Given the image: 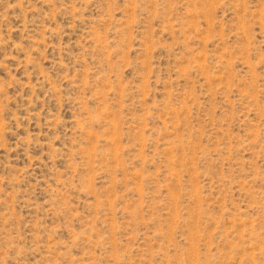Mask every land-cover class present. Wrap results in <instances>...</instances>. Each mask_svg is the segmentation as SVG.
<instances>
[{
    "label": "rangeland",
    "instance_id": "374dc122",
    "mask_svg": "<svg viewBox=\"0 0 264 264\" xmlns=\"http://www.w3.org/2000/svg\"><path fill=\"white\" fill-rule=\"evenodd\" d=\"M0 264H264V0H0Z\"/></svg>",
    "mask_w": 264,
    "mask_h": 264
}]
</instances>
